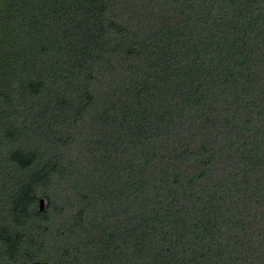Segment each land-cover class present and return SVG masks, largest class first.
I'll list each match as a JSON object with an SVG mask.
<instances>
[{
	"label": "trees",
	"instance_id": "trees-1",
	"mask_svg": "<svg viewBox=\"0 0 264 264\" xmlns=\"http://www.w3.org/2000/svg\"><path fill=\"white\" fill-rule=\"evenodd\" d=\"M0 264H264V0H0Z\"/></svg>",
	"mask_w": 264,
	"mask_h": 264
},
{
	"label": "water",
	"instance_id": "water-1",
	"mask_svg": "<svg viewBox=\"0 0 264 264\" xmlns=\"http://www.w3.org/2000/svg\"><path fill=\"white\" fill-rule=\"evenodd\" d=\"M45 208V199H40V209L43 210Z\"/></svg>",
	"mask_w": 264,
	"mask_h": 264
}]
</instances>
